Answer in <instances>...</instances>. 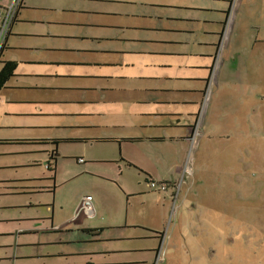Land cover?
I'll return each mask as SVG.
<instances>
[{
    "label": "crops",
    "instance_id": "crops-1",
    "mask_svg": "<svg viewBox=\"0 0 264 264\" xmlns=\"http://www.w3.org/2000/svg\"><path fill=\"white\" fill-rule=\"evenodd\" d=\"M10 1L0 0V5ZM72 1L103 7L81 11L71 5ZM228 2L21 0L0 54V69L5 62L15 64L13 75L0 90V130L13 127L26 134L0 138V146L19 149L13 155L37 156L25 168L43 166L48 175L45 179L1 182L6 191H0V264H95L94 258L109 260L122 255L121 251L156 254L155 261L164 264L169 257H189V248L202 251L201 258L205 259L199 241H186L187 227H178L179 241H169L159 258L155 244L128 250L111 246L159 240L160 234L152 228L161 215L158 208L165 215L178 188L186 199L199 197L201 183L195 188L192 182L196 171L204 167L194 170L192 166L191 183L184 179L181 183L180 177L203 101L206 99L207 107L200 115L196 154L204 140L222 137L212 121L216 98L224 92L246 101L254 84H264V34L255 23L250 26L253 33L235 32L239 17L252 9L251 1L240 0L238 11L227 22ZM43 11H72L75 15L99 16L104 22L96 24L88 18L81 24L55 21L37 13ZM44 26L102 28L105 35L82 37L96 41V47L92 43L86 48L66 47L52 41L80 39L54 34ZM179 46L189 49L174 48ZM77 53L87 54V60H79ZM126 57L139 64L132 76L127 71L136 65L126 63ZM184 57L197 63L172 66V59ZM172 68H190L193 72L187 78L174 79L165 73ZM79 69L92 72L79 76ZM261 100L260 104L264 103V98ZM4 104L9 112L3 109ZM246 104H240L241 110H246ZM8 117L14 121H7ZM207 147L221 146L203 148ZM149 181L165 183L168 188L164 193L151 191ZM58 190L61 199L45 206L49 210L46 217L9 213L33 208L31 204L12 205L10 197L54 196ZM83 197L90 201L80 207ZM140 197L138 209L132 201ZM137 211L139 216H134ZM141 212H147V219L140 217ZM137 227L152 230L149 236L134 239L127 232ZM98 263L151 264L141 260Z\"/></svg>",
    "mask_w": 264,
    "mask_h": 264
},
{
    "label": "rangeland",
    "instance_id": "rangeland-1",
    "mask_svg": "<svg viewBox=\"0 0 264 264\" xmlns=\"http://www.w3.org/2000/svg\"><path fill=\"white\" fill-rule=\"evenodd\" d=\"M252 9L245 10L244 17H239L236 22L235 32L246 33L255 32L251 29V24L255 23L259 26L260 33L264 34V0H250ZM240 2V0H239ZM245 2V0H244ZM243 2V3H244ZM81 1H72L71 5L78 7L81 11H97L101 10L103 5L88 3ZM240 4V3H239ZM42 6V5H39ZM234 10L233 13L238 11ZM228 10V9H227ZM64 13L59 11L53 12H37L43 17H48L59 21H77L74 24H81L83 19H92L96 24L104 22L99 16H83L81 14ZM36 13V14H37ZM90 22V21H88ZM44 29L51 30L54 34L70 35L80 40L64 39L63 41H52L56 44L64 45L66 47L75 46L76 48H86L87 45L96 47V41L81 40L86 34H93L94 37L101 38L105 31L102 28H88L81 26H44ZM225 30V29H224ZM233 30V29H232ZM230 29V31H232ZM185 40L186 36H183ZM188 41V40H187ZM189 42V41H188ZM191 47V45H190ZM181 48L183 51L188 50L189 46L174 47ZM75 56L79 60H87V54L77 53ZM126 63H135L133 59H127ZM197 63L193 58H174L171 63L172 66L184 65L187 63ZM134 69H130L127 74L132 76L135 74L133 70L139 66L135 63ZM239 66L240 63H234ZM256 67V66H255ZM257 68V67H256ZM91 73L92 69L82 71L79 69L78 74ZM168 75L175 78H187L193 72L189 69L176 68L165 71ZM85 81V80H84ZM210 81V80H209ZM174 84H176L174 82ZM254 84V83H253ZM252 96H249L246 101L240 99L238 95L229 97L224 92L216 98L212 106L213 118L212 121L216 129H219L222 137L217 136L213 141L204 140V144L200 146L198 154L196 148H188L186 153L185 165L188 164L190 169L194 166L196 171L193 179L188 178L190 174L184 172L180 177V182L193 183L194 187L200 183L199 197L191 196L190 199L183 197V192L178 193L175 201L171 199L167 212L157 215L152 228L154 232L160 234L159 240L152 241H129L127 243L114 244L111 247L119 250H128L127 248H147L150 246L157 247L158 258L160 254H165L164 250L168 249L169 241L178 242L180 231L178 227H187L184 233L186 241H199L204 247L205 259H202V251L198 249L189 248V257L185 258H167L164 264H264V103L261 98H264V84L250 89ZM238 92L240 89L237 90ZM8 98V97H7ZM6 100H2L4 103ZM244 101V102H242ZM205 102L207 103L206 99ZM203 101L199 113L205 112V103ZM246 104V110L239 107L240 104ZM3 109L9 112V106L2 105ZM207 107V106H206ZM252 108V109H251ZM27 109V108H21ZM251 111V112H250ZM9 120V117L7 121ZM9 121H14L10 119ZM232 130V136L229 131ZM58 132V131H57ZM226 133V135H224ZM18 134H26L22 130L13 129L9 127L0 130V138H10L18 136ZM200 138V137H199ZM220 138V139H218ZM219 145L220 148L204 149V146ZM231 146V149L225 148ZM16 147H1L0 146V191H6L1 182L7 180H22V179H42L48 175L45 167L38 166L33 168H25L26 163L31 159H38L37 156L13 155L18 152ZM195 159V165H193ZM215 162V163H214ZM214 163V165H213ZM197 182V183H196ZM200 182V183H199ZM182 183V182H181ZM203 183V184H202ZM34 184V183H33ZM48 185V183H42ZM180 185V184H179ZM70 187V186H67ZM65 187L64 189H66ZM63 189V188H62ZM61 189V190H62ZM58 190L54 196L47 193L35 194L28 197H10L11 204L33 205V208H23L9 210V213L27 216L46 217L49 215V210L45 207L50 205L52 200L58 202L61 199V193ZM64 191V190H63ZM144 200V199H143ZM148 204H155L150 199H145ZM142 197L136 198L132 201V205L140 208ZM158 206L160 204L158 203ZM137 210V209H136ZM140 216L147 219V212H141ZM134 216H139V212L134 213ZM20 229L27 227H18ZM37 228V227H32ZM151 228V227H149ZM149 228L137 227L129 230L128 235L134 239L145 238L149 236ZM2 230V227L1 229ZM185 231V230H184ZM119 236L120 233H114ZM34 237V236H31ZM22 240V239H21ZM155 247V248H156ZM120 256H111L110 261L106 258H94L93 263L98 262H122L133 261L139 262L147 261L151 264H162L160 261H155L156 254H140L135 255L128 251H121ZM164 252V253H163ZM197 252V254H195ZM161 256V257H162ZM168 256V254L166 255ZM198 258V259H197Z\"/></svg>",
    "mask_w": 264,
    "mask_h": 264
},
{
    "label": "built area",
    "instance_id": "built-area-1",
    "mask_svg": "<svg viewBox=\"0 0 264 264\" xmlns=\"http://www.w3.org/2000/svg\"><path fill=\"white\" fill-rule=\"evenodd\" d=\"M21 0H11L9 4L7 5H0V54L1 51L3 50V47L5 45L7 36L10 32V28L14 22L15 16L17 14V11L20 7ZM239 4V0H229L228 4V10H227V22L230 19L231 15L233 14L234 10L237 9ZM226 22V24H227ZM200 117L196 121V123L193 125V128L191 130V135L189 136V148L194 150L197 146V142L199 140V135H200V123H199ZM79 163L82 162L81 159L78 160ZM187 173L190 174V167L188 164H186L183 168V174ZM148 188L151 191L158 192V193H164L166 192L168 186L165 183H158V182H153L149 181L147 183ZM177 191L175 192V195L173 196V201L177 198ZM89 197H83L81 198L79 202L80 207H85L86 205L89 204Z\"/></svg>",
    "mask_w": 264,
    "mask_h": 264
},
{
    "label": "trees",
    "instance_id": "trees-1",
    "mask_svg": "<svg viewBox=\"0 0 264 264\" xmlns=\"http://www.w3.org/2000/svg\"><path fill=\"white\" fill-rule=\"evenodd\" d=\"M15 64L11 62L3 63L0 69V90L3 88L6 81L13 75Z\"/></svg>",
    "mask_w": 264,
    "mask_h": 264
},
{
    "label": "flooded vegetation",
    "instance_id": "flooded-vegetation-1",
    "mask_svg": "<svg viewBox=\"0 0 264 264\" xmlns=\"http://www.w3.org/2000/svg\"><path fill=\"white\" fill-rule=\"evenodd\" d=\"M228 4H229V2H228ZM228 9V8H227ZM226 14H227V11H226Z\"/></svg>",
    "mask_w": 264,
    "mask_h": 264
}]
</instances>
